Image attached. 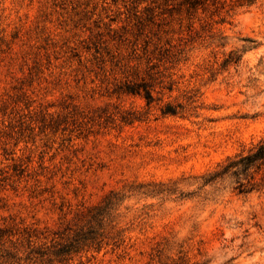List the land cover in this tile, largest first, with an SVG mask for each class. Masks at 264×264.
I'll return each mask as SVG.
<instances>
[{
	"label": "rangeland",
	"instance_id": "374dc122",
	"mask_svg": "<svg viewBox=\"0 0 264 264\" xmlns=\"http://www.w3.org/2000/svg\"><path fill=\"white\" fill-rule=\"evenodd\" d=\"M263 140L264 0H0V226L52 234L111 191L177 190L131 196L125 245L68 264H147L164 237L264 264V189L201 188Z\"/></svg>",
	"mask_w": 264,
	"mask_h": 264
},
{
	"label": "trees",
	"instance_id": "16d2710c",
	"mask_svg": "<svg viewBox=\"0 0 264 264\" xmlns=\"http://www.w3.org/2000/svg\"><path fill=\"white\" fill-rule=\"evenodd\" d=\"M242 55L233 52L229 62L240 63ZM124 93L143 95L150 105L155 101L152 86L146 82H128ZM163 115H178L177 109L168 104ZM264 171V140L247 153H239L228 158L213 171L202 177L201 188L213 186L230 180L239 194H249L264 189V180L255 183V176ZM130 185L128 190L111 191L100 203L84 208L76 217L65 221L63 229L56 233L48 231L38 234L26 227L0 226V264H15L25 260L29 264H68L82 253L94 258L102 251L115 252L126 243V234L132 226H123L120 220V208L134 195L157 196L174 195L177 190L167 189L165 185ZM147 264H208L196 261L185 250L184 244L176 238L164 237L149 254Z\"/></svg>",
	"mask_w": 264,
	"mask_h": 264
}]
</instances>
